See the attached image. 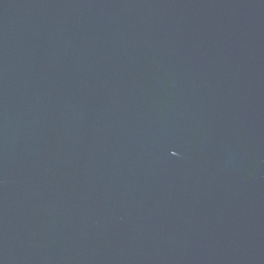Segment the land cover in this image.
<instances>
[{
	"label": "water",
	"instance_id": "95a60500",
	"mask_svg": "<svg viewBox=\"0 0 264 264\" xmlns=\"http://www.w3.org/2000/svg\"><path fill=\"white\" fill-rule=\"evenodd\" d=\"M0 264H264V0H0Z\"/></svg>",
	"mask_w": 264,
	"mask_h": 264
}]
</instances>
